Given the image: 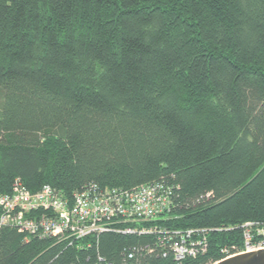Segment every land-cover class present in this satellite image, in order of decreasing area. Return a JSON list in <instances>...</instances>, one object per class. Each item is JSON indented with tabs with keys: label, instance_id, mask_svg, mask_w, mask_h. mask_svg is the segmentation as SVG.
<instances>
[{
	"label": "trees",
	"instance_id": "16d2710c",
	"mask_svg": "<svg viewBox=\"0 0 264 264\" xmlns=\"http://www.w3.org/2000/svg\"><path fill=\"white\" fill-rule=\"evenodd\" d=\"M18 180L67 198L162 183L174 207L152 224L207 229L209 250L177 263L157 236L3 229L0 264L244 252L243 225L264 229V0H0V193Z\"/></svg>",
	"mask_w": 264,
	"mask_h": 264
},
{
	"label": "built area",
	"instance_id": "2783aa9c",
	"mask_svg": "<svg viewBox=\"0 0 264 264\" xmlns=\"http://www.w3.org/2000/svg\"><path fill=\"white\" fill-rule=\"evenodd\" d=\"M12 187L10 193H0V231L16 229L25 235V241L38 237L72 244L103 233L157 236L164 257L171 253L177 263L209 250L207 229L172 230L152 224L166 219L174 207L172 191L162 183L145 184L134 191L110 190L92 183L68 198L51 186L35 194L19 180ZM242 229L245 250L236 255L264 249V242L255 240L254 230L264 236L259 223L247 222ZM135 260V252L127 254L128 264Z\"/></svg>",
	"mask_w": 264,
	"mask_h": 264
},
{
	"label": "water",
	"instance_id": "95a60500",
	"mask_svg": "<svg viewBox=\"0 0 264 264\" xmlns=\"http://www.w3.org/2000/svg\"><path fill=\"white\" fill-rule=\"evenodd\" d=\"M216 264H264V249L258 252L239 254Z\"/></svg>",
	"mask_w": 264,
	"mask_h": 264
}]
</instances>
